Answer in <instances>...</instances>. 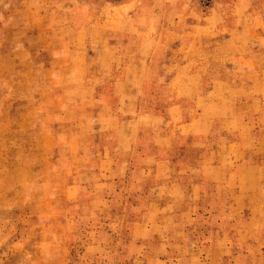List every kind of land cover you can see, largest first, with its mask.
I'll use <instances>...</instances> for the list:
<instances>
[{"label": "rangeland", "instance_id": "rangeland-1", "mask_svg": "<svg viewBox=\"0 0 264 264\" xmlns=\"http://www.w3.org/2000/svg\"><path fill=\"white\" fill-rule=\"evenodd\" d=\"M120 1L0 0V264H264V195L251 221L236 212L218 224L195 219L186 238L129 234L138 213L130 136L136 120L163 105L139 103L148 94L136 90L158 77L135 76L132 56L143 50L133 54L135 34L107 6ZM166 1L203 16L220 12L221 26L208 37L231 31L240 57L210 65L236 89L232 99L262 116L252 123L260 135L264 0ZM84 22L88 30L78 27ZM251 50L254 60L245 56ZM119 136L125 145H116Z\"/></svg>", "mask_w": 264, "mask_h": 264}, {"label": "crops", "instance_id": "crops-1", "mask_svg": "<svg viewBox=\"0 0 264 264\" xmlns=\"http://www.w3.org/2000/svg\"><path fill=\"white\" fill-rule=\"evenodd\" d=\"M172 3L122 0L107 5L116 12V24L135 34L133 54L143 50L138 57L132 56L135 76L158 77L155 81L149 78L152 84L148 88H137L148 94L139 103L163 105V111H149V118L136 120L130 136L138 160L131 182L138 213L128 229L131 236L141 238L154 232L169 239L186 238L196 231L195 219L218 224L220 219H234L236 212L251 221L263 203L264 131L252 133V123L262 116L254 117L251 107H245L250 102L232 99L229 94L236 89L228 91L226 81L210 65L214 59L240 57L232 50L235 37L231 31L219 39L208 37L221 26L217 9L203 16L192 7L172 8ZM78 27L87 29L91 24ZM209 45L216 52L207 50ZM254 55L251 50L245 56L254 60ZM154 61L157 68L151 66ZM203 76L211 77L210 84H190ZM120 139L116 145H125ZM234 227L222 229L220 234L231 233Z\"/></svg>", "mask_w": 264, "mask_h": 264}]
</instances>
